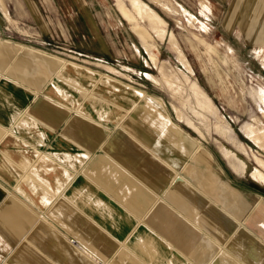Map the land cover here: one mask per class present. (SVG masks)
<instances>
[{"label": "crops", "instance_id": "0c3cea01", "mask_svg": "<svg viewBox=\"0 0 264 264\" xmlns=\"http://www.w3.org/2000/svg\"><path fill=\"white\" fill-rule=\"evenodd\" d=\"M60 59L0 36V264H264L263 197L153 95Z\"/></svg>", "mask_w": 264, "mask_h": 264}, {"label": "rangeland", "instance_id": "374dc122", "mask_svg": "<svg viewBox=\"0 0 264 264\" xmlns=\"http://www.w3.org/2000/svg\"><path fill=\"white\" fill-rule=\"evenodd\" d=\"M0 1L13 19L0 10V36L153 95L162 102L155 112L213 155L209 167L219 163L232 184L264 203V67L254 53L264 39L260 1L254 11L253 0H209L210 18L200 0Z\"/></svg>", "mask_w": 264, "mask_h": 264}]
</instances>
